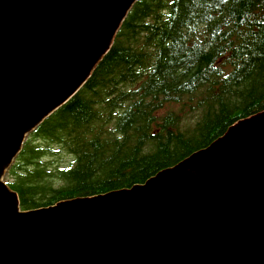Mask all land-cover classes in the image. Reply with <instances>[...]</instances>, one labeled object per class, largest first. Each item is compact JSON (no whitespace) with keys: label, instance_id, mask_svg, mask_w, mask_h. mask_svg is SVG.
<instances>
[{"label":"water","instance_id":"1","mask_svg":"<svg viewBox=\"0 0 264 264\" xmlns=\"http://www.w3.org/2000/svg\"><path fill=\"white\" fill-rule=\"evenodd\" d=\"M140 0H0V264H264V112L144 185L24 211L4 181Z\"/></svg>","mask_w":264,"mask_h":264},{"label":"trees","instance_id":"2","mask_svg":"<svg viewBox=\"0 0 264 264\" xmlns=\"http://www.w3.org/2000/svg\"><path fill=\"white\" fill-rule=\"evenodd\" d=\"M263 112L264 0H140L6 183L24 211L129 190Z\"/></svg>","mask_w":264,"mask_h":264},{"label":"rangeland","instance_id":"3","mask_svg":"<svg viewBox=\"0 0 264 264\" xmlns=\"http://www.w3.org/2000/svg\"><path fill=\"white\" fill-rule=\"evenodd\" d=\"M70 162H71V159L64 155V156L59 157L55 161V163H56L55 166L67 167V166H69ZM4 181L6 182L7 179H4Z\"/></svg>","mask_w":264,"mask_h":264}]
</instances>
